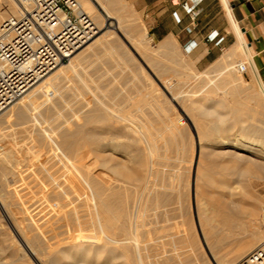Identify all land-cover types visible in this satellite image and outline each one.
Instances as JSON below:
<instances>
[{
	"label": "rangeland",
	"instance_id": "1",
	"mask_svg": "<svg viewBox=\"0 0 264 264\" xmlns=\"http://www.w3.org/2000/svg\"><path fill=\"white\" fill-rule=\"evenodd\" d=\"M92 1L94 2L97 9L106 16V26L102 30H100V33L96 34L95 37L100 36L101 34L105 33L106 30L108 31V29L110 30V32L113 31L114 32V33L112 32L113 36L116 37L115 40L117 39L118 40L117 43H119L118 44L119 46H117V48H119V50H117L118 52H116L121 57L119 60L122 61V63L124 62V60H127L126 62L121 64L122 66L125 65V66H123V67H125L124 70L127 73L129 72L131 76L134 74L135 76L133 75V77H135L136 81L138 80V83H142L145 85L147 84L148 87L152 86L150 88H152V91L157 94V96L159 97V100H161V102H162L161 108L159 110H161V111L163 110L164 112L160 111L161 116L159 118H157L158 116H154V115L152 116V118H153V120H155V122L151 123V125L148 126V130H149V134H151V138L153 139L155 137V139H153V140H155L156 142H158V144H160L159 145L160 150L167 149L171 153V155L168 154L170 159H169V157H167V158L170 161L172 168L174 167L175 173L178 174V177L176 179V185L178 187L177 192H179V195L176 194L178 199H176V195H175V197H173L174 199L168 201L170 203L173 201L171 204L170 203L168 204L167 201L165 200L167 203L166 204L165 201L163 200L164 202H162V201L160 202V205L161 204L162 205L160 208H158L157 211L153 210V209H147L148 211L146 210L144 213H142V217L144 215V217H143L144 219L141 218V220L142 219L146 220L144 222L142 221V223L144 225L143 227H145V226L146 227H145V229H143V227H140L141 229H139V231H138V238L140 240V245L143 243H144V245H146V246H144V248H146V250H144V248L141 250L143 256H145L144 257V260H145L144 263L147 264V262H148V264H157V263L158 264H235L236 262L240 261L243 258L242 257L243 254L245 256L250 251L257 248V246L262 245L260 243L264 241V171L261 168V165L264 164V158L262 157V155L253 156L251 153V151L254 150L253 148H256V147H257V149H260V148L262 150L264 149V96L261 94L260 88H258L259 86L257 84V81L254 78V74H253L252 70L249 69L248 59L243 56L241 59V62L235 60V61H233L232 65L227 66L226 68H224V67L222 68V67L216 65V66H212V67L205 69V70H200L195 66L194 60L190 56L185 55L181 49L173 48L169 51H165V50L160 49L157 45H155L154 43H152L150 41L148 31H147V34H148L147 40H149V42L146 41V43H143V44L135 42V40L132 37L131 31H136V30H139L144 25L146 26L143 12L137 8L136 0H127V1L126 0L125 1L124 0H112V1L110 0L113 4H115L117 7L121 8V9H122V7H124L123 10H121L116 16H114V18H109L103 12L100 5L95 0H92ZM126 2H128V5H126L127 4ZM124 4H125V6H124ZM118 15L124 16L122 24L118 23ZM109 37L112 38V35ZM114 37L112 39H114ZM117 54L113 57L114 59H118L119 56ZM92 58L95 59V57H92ZM101 62H102L101 60L94 61L93 62L94 64H92V62L91 63L86 62V65L88 63V64H91L93 66H90V65L86 66L88 68L91 67V70H89L90 68L89 69H87L86 67H85L86 69L83 68L82 74L84 76H87V78L90 79V77H91V79L93 78L92 80H94L97 76V72L95 71L96 70L95 68H97L96 64L99 67V64H101ZM68 63H66L65 65H67ZM240 63H247L248 68H247V71L245 73H242L238 70L237 65ZM65 65H59L58 67H56L55 70L61 68L62 66H65ZM84 66H85V64H84ZM214 70H217V71H214ZM85 71H86V73H85ZM95 72H96V74H94ZM233 73H235V74H233ZM89 75H91V76H89ZM142 75H144V76L142 77ZM222 75H223V77H222ZM231 76L232 77L234 76L233 79ZM211 79H212V81H210ZM92 80H91V82L93 84L92 83H88V84H90L91 86L93 85L92 87H95L94 86L95 81H92ZM226 80L227 81L230 80V84H226V85L222 84L224 82H227ZM63 82H65L64 83L65 85L67 84L68 88H69V86L71 87V88H69V89H71V91H69V92H72L74 88L76 89L78 84H79V81L76 80V78H72V77H71V80H70V78H66ZM209 82L211 84H208ZM215 82L219 84V88H215ZM132 83L133 82H130V83H128V85L131 86ZM196 83H198V84H196ZM226 86L228 87V89L226 88ZM57 88L58 87H56L54 89L51 88V92H49L50 94H49V96H47L48 98L47 97L43 98L42 99L43 101L41 100L38 102L39 107H36V105H35V107L39 108V110H40L41 108L44 107V105H46L48 103L46 101L47 100L49 101L50 97H51V100H53V96H56V95L61 96L64 89H63V87H59L60 90H58ZM225 88L228 90L227 92H226ZM223 91L226 94H224ZM187 93L189 96H187ZM70 95H72V94H68L67 95L68 97L66 96V98H64V100L60 103V109L63 106V110L61 109V113H62L61 115H58L60 112L59 111L58 114L55 115L57 117L53 116L52 118L51 117L46 118L45 116H40V117L38 116L37 119H40L41 122H43L42 120H44V126L46 127V125H47L46 128L49 129L48 131H50V129L55 130L57 128V124L59 126V123L60 124H66L67 120L69 122H71L72 119H75L76 116L78 119L79 112L77 110H79L80 100L72 95V97H75L76 101L78 100V102H76L75 100H73L70 97ZM188 97H190V98H188ZM184 101H186V102H184ZM77 103H78V106H77ZM40 105H42V106H40ZM65 105H69V106L65 108L64 107ZM74 106L75 107L77 106L76 109L77 108L78 109L76 110L75 108H72ZM69 107L71 108L72 111L69 109ZM64 108L67 109L68 111L65 110ZM64 111H67L66 116L64 115L65 114ZM71 112H73V113H71ZM76 112H77V115L75 116ZM209 112H211V113H209ZM67 113L70 116L72 115V117L73 116L74 117L73 118L70 117ZM162 114L164 115V118L162 117L163 116ZM67 116H69L71 119L70 118H69L70 120L67 119L68 118ZM60 117H62V118H60ZM171 117H173V118H171ZM174 118H175V120H174ZM30 119H32V120H30ZM57 119H58V121H55ZM60 119H62L63 121L65 120V121L63 122ZM170 119L172 121L173 120L174 121L170 123L169 122ZM45 121H47V122H45ZM68 121H67V123H69ZM35 122H36V117H32V118L30 117V118L24 119V120L22 119V121H21V119H20V121L19 120L17 121L16 119L12 120L13 124L9 123L10 125L8 124V128H7L8 132H9V136L11 139L7 138L6 142H3L4 144L3 143H1V144L5 148H7V146L10 145L8 147L12 148L15 151H17V150L20 151V149H21L20 154H19V152H17L16 156L20 158V157L28 155V157H26L27 161H31V159H32V160H35L36 163H40V162H42L41 160H43V161L47 160V162H44L45 164L43 163L44 167H46L45 171H44V169L41 170L42 173H44V174H42L41 171L36 170V171H38V175L42 174L41 176H38V178H37L36 171L33 170L34 167L30 166V164H28L27 162H22L21 166H19V168H21V170L23 168L24 173H22V175L20 177L21 179L17 178L18 179L17 183L15 182L16 179H13L10 175L7 178V180L11 184H13V186H12L8 182L9 184L7 187V189L11 190L9 187V185H11V187H12L11 191L13 192L9 195L10 197L12 196L13 201L12 202L9 201L10 203L9 202L8 203L10 206L7 207L8 211L9 212L11 211L10 213H11L12 217H13L12 213L14 214V218L11 217V219L14 221L15 216L18 215L20 219L18 218V216L16 217V219H18L20 221V226L22 227L24 225L22 228H25L27 226V224L30 222L29 219L31 220V218H32V220H36V218L40 217L41 219L38 218V220H36L35 222H37L38 226H40V227L42 226L41 229H43L44 231L48 230V231H46L48 233L43 234V238H44L43 241L44 242H43L42 246L39 247L40 249L38 248V250L41 253L39 252L40 253L39 255H38V253L36 254L37 258H39L40 256L42 257V255H43L44 260L42 258H41L42 260L39 259V260H41V263H44V264L49 263L48 262L49 257L51 256L52 252L54 253V251H55V253L52 254V256H56V260H58L57 264H140L135 259L136 258V252L132 251V249H134V247H131L129 245V247H131L132 249L129 247L127 248L128 250H127L126 254L128 252H130L132 255V256L130 255V257H129L128 255L130 253L128 255H126V254L123 255L121 253L123 251H124L123 253H125V248L120 247V249H119V248H117V246H118L117 244L106 242V240L103 237V234L99 231V229L96 226V222L94 221L93 213L90 211L91 209L86 206L87 205L86 202L84 204V201L86 199L85 200L84 199H81V200L76 199V200L71 201L70 199L63 198L62 201H60V200L57 201V203L60 202L59 204L63 205V207L58 208V209H56L55 207H52L50 205H47V207L45 206V204H48L49 202H51V203L53 201L56 202L55 199H49V198H52L50 194L48 195V194H46L47 192H45V193L43 191L41 192V190H44L45 188L48 189V187H45L46 186L45 183L48 184L51 181V179H49V178H50L51 174H54V172H52L53 169L55 171V168H56L57 172H59L58 170L60 169L59 174L61 176L63 173H65L66 170L63 168L62 164L56 165L57 167H55V165H54V167H53L51 164V161H48L49 158H47L46 156L49 154V152L50 153L52 152L51 147L48 146L47 141H45V140L43 141V138L41 139V137L38 136V134L36 133V129L34 126V125H36ZM48 123H51V124H48ZM163 123H164V125H163ZM166 123L168 125L165 127ZM178 123H179V125H178ZM99 124L94 123L93 125H91V127H98ZM175 125L177 126L176 128H175ZM31 126H32V128H30ZM155 126L157 128L160 126L159 127L160 130L157 131ZM11 127H13V128H11ZM9 129H11V130H9ZM165 129H168L170 131V134H173V135H170L169 133H167L168 130H165ZM155 130L158 133L155 132ZM152 134H154V136ZM37 136H38V138L39 137L40 138L38 139ZM171 136L173 137V139H171L172 138ZM174 136H175V138H174ZM219 136H221V137H219ZM93 139H91V141H93ZM167 139H170V140H167ZM222 139H225L229 143L221 144L220 142ZM248 139H250V140H248ZM40 140H41V142H40ZM35 141H37V142H35ZM44 142H46V143H44ZM233 142L235 143V145H230V143H233ZM261 142H263V143H261ZM38 143H40V144L38 145ZM43 143H44V145H47V146L43 147L44 146ZM237 143L238 144L244 143L243 144L244 146H240V147L236 146ZM33 144L36 146L37 149L38 148L41 149L43 151V153L46 154V155H44L45 157H42L41 160L36 159L34 157V155H32L33 153H31V151H32L31 149H32ZM245 145H247L248 148L245 147ZM229 146H232L233 150L231 152L226 151ZM44 148H46L47 151L43 150ZM171 149L176 150V151L173 152ZM25 152H27V153H25ZM55 152L56 151H54L53 153H55ZM90 153L92 156L100 155V156H104V157L107 154L106 152L105 153H102L101 151L98 152L95 148L93 149V152L90 151ZM186 153L188 154V157H186L187 156ZM22 154H23V156H22ZM184 155H186V156H184ZM31 156L33 158L30 159L29 157H31ZM104 157H101V159ZM118 159H117V161H119V163H122L124 160V157L120 156V158H118ZM211 160H213L214 162ZM215 160L218 162L216 163ZM97 162H98V164L96 163V166L92 165V167H91V168H93V166H95V168H97L96 170L93 168L94 169L93 172L99 173V174L103 173V171L105 173L108 172L109 173V174L107 173L108 178L111 177L109 179L111 186L120 185L121 183L123 184L124 183L123 180H127L123 177V175L117 176V175L112 173V170L110 168L107 169L108 167L106 168L104 165H101L103 163V161H102V163L100 160H98ZM191 162H193V163H191ZM218 163L221 166H223V168H221V166L218 165ZM50 164H51L50 167L51 168L53 167V169H51V171H49L50 168L48 167V165H50ZM60 165L62 167H60ZM213 166H215V167L218 166V167L215 168ZM227 166H228V168H227ZM27 167H28V170H26ZM47 167H48V169H47ZM58 167H60V168L58 169ZM219 168H221V169H219ZM225 168L226 169L230 168V169H229V171H227ZM103 169H105V170H103ZM106 169L109 171L106 172ZM240 169H245V171L240 170ZM31 170H33L34 172L33 171L31 172ZM110 170H111V172H110ZM27 172H28L29 176H30V173H31V176H33V177L36 176V177H34L35 179L26 175ZM238 172L241 174H239ZM34 173H36V175ZM23 174H25V176ZM43 175H44V177H43ZM47 175L49 178L47 177ZM54 175L56 176V175H58V173H56ZM63 176H64V174H63ZM114 176L116 178H119V179L117 181H115V179H113ZM120 176L122 177V179ZM41 177H42V179H40ZM182 177H183V179H182ZM47 178H48V180H47ZM23 179L25 181L28 180V182H25ZM30 179H34L36 182H37L36 179L40 180L38 182H41L44 179L43 180L44 184H42L43 183V181H42L40 184L37 182L38 183V185H37V183L35 184L34 182H32L33 180L31 181ZM185 180H186V182H185ZM18 181L20 184L18 183ZM29 181H30V184L33 185V187L29 184ZM112 181H115L114 184ZM206 181L208 183H206ZM76 182H78V179L76 180ZM118 182L120 184H117ZM177 182H178V184H177ZM21 183H24V184H21ZM185 183H187V184L185 185ZM65 184L66 183H64V185ZM14 185H15V187H14ZM20 185H21V187H20ZM23 185H25V187L27 186L26 190H25V187ZM67 185H68V183H67ZM224 185L225 186L227 185V186L225 187ZM40 186H42V187H40ZM84 186L85 185H83L82 187H84ZM186 186H188V187H186ZM234 186H235V188H234ZM236 186H238L237 189H236ZM18 187H20V191L18 190L19 189ZM43 187H45V188H43ZM15 188H18V189H15ZM28 189H30V191ZM31 189H33V191H31ZM16 190H18L17 191L18 193L16 192ZM37 191L40 193H38ZM181 191L184 193H182ZM14 192H15V195H14ZM31 192H32V194L30 195ZM188 192H189V194H188ZM16 193H17V195H16ZM33 193H34V195H33ZM40 194L43 195L44 201H42V196ZM128 194L129 195L131 194L130 191L128 192ZM38 195L41 196V199H39V200H41L42 202L38 200V198H40ZM36 198H37V200H36ZM46 198L48 200L45 202ZM182 199L184 201L186 200L185 201L186 203L183 202ZM128 200H127V202H128L127 205L131 204V201L129 200L130 201L129 202ZM15 202H16V204H14ZM71 202H73V203H71ZM78 202H80V204ZM237 203L239 204V206H241V208H243L245 210H243L244 212H242V213L240 212L241 215L239 217H237L235 219L232 218L231 221L234 220V221H232L233 224L229 223L232 226L227 227L226 224L224 223V220H226V217H223V215H220L221 214L220 212L222 211L221 209H224V208L227 209L229 207L230 208L231 207L232 208H238L239 206H237ZM72 204H74V205H72ZM30 205H32V206H30ZM82 205H84L83 206L84 208L82 207ZM20 206H22V208H19ZM26 206H28V207H26ZM49 206L52 208H50ZM78 206L80 207V209ZM244 206H245V208H244ZM35 207H36V211H34ZM49 208L51 210H49ZM174 208H176V209H174ZM30 209L32 210V212L30 211ZM52 209L53 210L55 209L54 210L55 212H52L53 211ZM59 209H60V211L58 212ZM74 209H76V210H74ZM199 209L201 211L206 212V215H204V217H202V218L205 220L207 219L208 223L216 226L213 229L214 234L212 235L214 237V241L216 243V246L214 243V245L212 244V246H213L212 248L210 245L207 244V242H205L206 239H205L203 231L201 230L202 228L200 226V215L198 213V212H200ZM42 210H45V211H42ZM72 210H74V211H72ZM168 210L169 211L173 210V211L168 212ZM153 211L154 212L156 211V212L154 213ZM9 212H8V214L10 215ZM70 212H72V213H70ZM158 212H160V213H158ZM164 212H167V213L164 214ZM27 213H28V215H26ZM38 213H41V214L38 215ZM46 213H49V214H46ZM54 213H56V214H54ZM149 213L150 214L152 213V215L150 216ZM52 214L55 216L56 219L54 218V216L52 217ZM160 214L162 216H164V217H161L163 220L160 218ZM36 215H38V217ZM68 215H69V217H68ZM169 215H171L172 217H170ZM42 216H44V217H42ZM87 216L89 217L90 222L88 221ZM27 217H29V218H27ZM85 217L87 220L85 219ZM184 217H186V218H184ZM22 218L23 219L26 218L25 219L26 221L24 220V222H21V221H23ZM42 218H44L43 220L45 222L42 221V224H41L40 221L42 220ZM48 218L50 221L48 220ZM149 218L151 220H149ZM157 218H159V219H157ZM167 218H168V220H166ZM218 218H219V220H218ZM154 219H156V221H157V224L155 223L157 228L156 227L154 228V223L152 222V221L156 222ZM51 220H52V222H51ZM58 220H59L60 224L58 223ZM185 220H187V221H185ZM150 221H151V224L153 223L152 225H150ZM165 221H168L169 225L171 223H173V224H171L173 226V228L171 225L170 226L167 225V223ZM191 221H193V222H191ZM92 222H93V224H92ZM159 222H160V224H159ZM180 222L183 223L182 226L179 225ZM235 222L237 223V225H234V224H236ZM52 223H53V226L51 227ZM55 223L58 225H56ZM84 223H86L87 225H90L89 226L90 229L88 228L87 225H86L87 226L86 227L84 225ZM165 223H166V225H165ZM192 223L195 226V229H197L196 231L193 228V226L191 225ZM214 223H216V224H214ZM44 225H45V228H44ZM62 225L64 226V230H62L63 229ZM189 225H191V227ZM57 226H58V228H57ZM148 226H150V227H148ZM158 226H160V227L163 226L164 228L162 229L159 227L161 229L160 230L158 228ZM40 227H39V229H40ZM46 227H48L49 229ZM168 227L172 228V229H169ZM66 228H68V229H66ZM91 228H92V230H91ZM187 228H193L194 230L190 229V231H189V229H187ZM52 229H53V232H52ZM144 230H146L147 232L145 231L143 233ZM149 230H151V231H149ZM219 230H220V232H219ZM260 230L261 231L263 230V231L261 232ZM49 231H51V232H49ZM193 231H195V232H193ZM56 232H58V233H56ZM76 232H78V233H76ZM83 232H85V233H83ZM188 232H190V233L188 234ZM255 232L260 233L259 238H257L255 240V245L253 247H251V249L248 248L247 251H244V253L242 252L240 254V256L242 255L241 258H239V256H238V257H232L229 259L228 256L233 255L235 253V251H237L238 248L236 247V245L239 246L241 243H243L245 240H247L248 237L252 233H255ZM145 233L146 234L148 233L147 235H149V236L145 235ZM180 233H182L183 235ZM53 234H54V236H52ZM46 235H48L49 237ZM171 236H172V238H171ZM173 237H174V239H173ZM198 237L200 240L197 239L194 241V239L198 238ZM54 238H56V239L54 240ZM145 238H148V239H145ZM219 238H221V239H219ZM51 239H53V240H51ZM159 239H161V240L159 241ZM17 240L18 239L16 238V233L14 232V230L12 229L10 224L8 223L6 217H4V210L2 208H0V257H1L0 258V264H38L33 259H30V261H29L28 260L29 258L28 259L23 258L26 256H23L22 253L19 252V250H20L19 244L15 245ZM59 240L61 242H59ZM72 240L76 241V242L73 243ZM173 240H175V242ZM13 241H15V244ZM53 241L54 242L56 241V243H57L56 246L58 248L53 244L54 243ZM182 241H183V243H182ZM50 242H51V244H49ZM67 242H68V244H67ZM70 242L72 244H70ZM177 242H179L180 245H179V243L177 245ZM189 242H191V244H189ZM17 243H18V241H17ZM154 243H155V245H154L155 247L153 246ZM258 243H259V245H258ZM46 244H48V245H46ZM187 244H189V245L187 246ZM181 245H182V247H181ZM62 246L65 249L64 253L62 252L63 251ZM150 246H151V248H150ZM166 246H168V249ZM18 247H19V249H18ZM54 247H55V249H54ZM164 247L166 248V250ZM159 248H160V250H159ZM59 249H60V251H59ZM150 249H151V251H150ZM155 249H157V250H155ZM167 250L170 254L167 252ZM198 250H201V251H198ZM181 251H183L182 252L183 254H181ZM189 252L191 253V257L188 256V255H190ZM195 252H197V253H195ZM193 253H195V254H193ZM77 254H79V255H77ZM156 254L159 257H157ZM220 254L225 255V257L229 260L226 259V262L224 263L221 259ZM62 255H64V256H62ZM20 256H22V259L19 258ZM57 257H59V258H57ZM133 257H134V259H133ZM189 257H190V261H187V260H189ZM150 258L154 261H152ZM237 258H238V260H237ZM59 259H60V261H59ZM165 259L168 262H166ZM182 259H184V262H182L183 261ZM203 259H205V260H203ZM153 262H155V263H153Z\"/></svg>",
	"mask_w": 264,
	"mask_h": 264
},
{
	"label": "bare ground",
	"instance_id": "2",
	"mask_svg": "<svg viewBox=\"0 0 264 264\" xmlns=\"http://www.w3.org/2000/svg\"><path fill=\"white\" fill-rule=\"evenodd\" d=\"M81 6V8L94 20L95 22V26L97 28V34L100 33V30H102L105 26H106V16L100 12L97 7L95 6L94 2L92 0H77ZM101 7V9L103 10V12L109 17V18H114V16H116L121 10H123L124 7L119 8L117 7L115 4H113L110 0H95ZM125 1V0H124ZM127 1V0H126ZM128 5V2H126ZM125 6V4H124ZM125 12V11H124ZM17 14V0H0V24L3 22L4 19L6 18H10L13 17ZM136 16V15H135ZM123 19L124 16L122 15H118V23L122 24L123 23ZM137 29V28H136ZM113 32V31H112ZM110 32V30L108 29V31L106 30L105 33L101 34L100 36L97 37H93V39H91L88 43H86L83 47H81L75 54H73V56L71 57L69 63L65 66H62L61 68L56 69V67L50 71L46 76H44L41 80H39L35 85H33L31 87V89H29L27 91L26 94H24V96L19 99L18 102H16L15 104H13L11 107H9L4 113H2L0 115V208H2L4 210V217H6L8 223L10 224V226L12 227V229L14 230V232L16 233V238L18 239V243L15 241L14 244L17 245L19 244L20 250L19 252L22 253L23 258H26L30 261V259H33L34 261H36L38 264H44L41 263V260L43 258L40 256L39 258H37L36 254L38 253V255L41 253L38 248L42 246L43 244V234H46L48 232V230L44 231L43 229H41L40 226H38L37 222H35L36 220H38V215H40L41 213H38V215H36L38 218H36V220H31L29 219V223L27 224V226L25 228H22L20 226V221L18 219H15L14 221L11 219V211L9 212L7 207H9V201H13L12 196L10 197L9 195L11 193H13L12 187L13 184H11L7 178L10 175L13 179H16L15 182L17 183V180L21 177L23 172V168L21 170V168H19V166H21L22 162H27L28 164H30V166L34 167V171L36 170H43L45 171L44 167V162L41 160L42 157H45L43 153V151L41 149H37L36 146L33 144L32 145V151L31 153H33L32 155H34V157L38 160H41L42 162L40 163H36L35 160H32L31 158H33L32 156L29 157L31 159V161H27L26 157L27 156H22L23 157H17L16 153L20 151H15L12 148H9L8 145L7 148L3 147L1 143L6 142L7 138H10L9 136V132H8V124H13L12 120L16 119L17 121L21 119H28V118H32V117H36V125L35 129H36V133L38 134V136L41 137V139L43 138V141H47L48 146L51 147V153L49 152V154L46 156L47 158H49L48 161H51L52 166L57 167L56 165L58 164H62L63 168L66 170L63 176L59 174L60 172V167H62L60 165V167H58V171H55L53 169V167L51 168V164L48 165V167L50 168L49 171H51V169H53L52 172H54V174L58 173V175H54L51 174L50 178L51 181L47 184L45 187H48V189L45 188L44 190H41V192L43 191L44 193L47 192L46 194H50L52 198L49 199H55L56 202H49L48 204H45V206L47 207V205H50L52 207H55L56 209L63 207L62 204L57 203L58 200L62 201L63 198L65 199H70L71 201L73 200H81V199H86L84 201V204L86 202V206L88 208H90L91 212L93 213V217H94V221L96 222V226L99 229V231L103 234L104 239L106 240V242L108 243H113V244H117V248L120 249V247L125 248V253L121 252L123 255L126 254L127 252V248L129 247V245L131 247H134V249H132L133 252H136V260L140 263V264H145L144 263V257L141 250L144 248V243L140 245V240L138 238V231L139 229H141L140 227H143V223L142 221H146L143 220L144 215L142 217V213H144L147 209H153V210H158V208L161 207L160 202H164L165 200L167 201V203L169 204L170 202H168L169 200L174 199L173 197H175V195H179L178 191V187L176 185V179L178 177V174L175 173L174 167L172 168V165L170 164V161L168 160L167 157H169L168 154L171 155V153L165 149V150H160V144H158V142H156L155 137L152 139L151 138V134H149V130H148V126L151 125V123H154L155 120H153L152 116H158L157 118H159L161 116V110H159L161 108V100H159V97L157 96V94L155 92L152 91V86H149L146 84H142V83H138V80L136 81L135 77H133V75L131 76L130 73L126 72L124 70L125 65H121L124 62H126L127 60H124V62L122 63V61H120L119 59L121 58L116 52H118L117 50H119V48H117V46H119L117 43L118 40L113 36V33ZM132 37L135 40V42L137 43H146L149 42V40H147V28L144 25L143 27H141L139 30L136 31H131ZM112 35V38L114 37V39L110 38L109 36ZM109 37V38H108ZM175 38V37H174ZM121 43V42H120ZM145 45V44H144ZM239 47V45H238ZM118 55V59H114L113 57L115 55ZM120 54V53H119ZM92 57H95V59H93ZM101 57V58H100ZM92 59V60H91ZM96 60H101V64H99V67L96 64L95 68L96 72H97V76L94 80L87 78V76H84L82 74V70L84 69H89L91 70V67H86V66H93L91 64L86 65V62H89L92 64H94L93 62ZM226 61V60H225ZM224 61V62H225ZM99 62V61H98ZM85 64V66H84ZM226 64V63H225ZM230 65V64H229ZM226 64V67L229 66ZM95 66V65H94ZM102 66V67H101ZM58 67V66H57ZM86 67V68H85ZM252 72L254 74V78L257 81L258 84V88H260L261 94L264 96V82L261 80L258 71L256 70V68L253 66L252 67ZM127 69V68H126ZM229 69V68H228ZM93 71V70H92ZM133 71V70H132ZM135 71V70H134ZM140 71V70H139ZM84 72V71H83ZM96 72L94 74H96ZM131 72V71H130ZM86 73V71H85ZM141 73V72H140ZM193 74V73H192ZM235 74V73H233ZM76 78V80L79 81V84L77 86V88L73 89L72 92L71 88L69 86V88L67 87V84L65 85L63 82L66 78ZM91 76V75H89ZM135 76V75H134ZM144 75H142L143 77ZM195 77V76H194ZM198 77V76H197ZM223 77V75H222ZM232 77V76H231ZM234 77V76H233ZM232 77V79H233ZM191 78V77H190ZM196 78V77H195ZM229 78V77H228ZM237 78V77H236ZM182 79V78H181ZM188 79V78H187ZM231 79V78H230ZM68 80V79H67ZM66 80V81H67ZM75 80V79H74ZM73 80V81H74ZM89 80V81H88ZM92 81H95V87H92L90 84L88 83H92ZM165 80V79H164ZM189 80V79H188ZM198 80V79H197ZM184 81V80H183ZM212 81V79L210 80ZM227 81V80H226ZM234 81V80H233ZM75 82V81H74ZM73 82V83H74ZM133 82L131 84V86L128 85V83ZM140 82V81H139ZM167 82V81H166ZM67 83V82H66ZM194 83V82H193ZM213 83V82H212ZM234 83V82H233ZM239 83V82H238ZM93 84V83H92ZM170 84V83H169ZM187 84V83H186ZM189 84V83H188ZM198 84V83H196ZM195 84V85H196ZM201 84V83H200ZM208 84H211L210 82ZM224 85L226 84H230V80H228L227 82L222 83ZM232 84V83H231ZM69 85V84H68ZM74 85V84H73ZM194 85V84H193ZM192 85V86H193ZM237 85V84H236ZM235 85V86H236ZM243 85V84H242ZM202 86V85H201ZM240 86V85H239ZM252 86V85H251ZM59 89V87H63V93L62 95H56L53 96V100H51V97L49 99V101L47 100L46 102H48L46 105H44L43 108H41L39 110V101H41L43 98L49 96V92H51V88H56ZM124 87V88H123ZM199 87V86H198ZM244 87V86H243ZM253 87V86H252ZM197 88V87H196ZM206 88V87H205ZM208 88V87H207ZM215 88H219V84L215 82ZM226 88L228 89V87L226 86ZM225 88L226 92L228 91ZM245 88V87H244ZM62 89V88H61ZM197 90V89H196ZM193 92V91H192ZM224 92V91H223ZM60 93V92H59ZM201 93V92H200ZM56 94V93H55ZM54 94V95H55ZM68 94H72L73 96H75L77 99L80 100L79 103V110L76 109V107H72L75 108L79 114H78V119H77V112L75 114V119H72L71 122H69L67 119H69L70 117H72V115L70 116L68 113L66 120L69 122L66 124H60L59 126L57 124V128L54 129H50V131H48L49 129L46 128L44 126V120H42L43 122L40 121V119H37L38 116H45L46 118L48 117H53L56 114L61 115V109L63 110V106L60 109V103L64 100V98H66V96ZM224 94H226L224 92ZM72 95H70V97L76 101L75 97H72ZM195 95V94H194ZM187 96L188 93H187ZM232 96V95H231ZM68 97V96H67ZM48 98V97H47ZM190 98V97H188ZM186 100V99H185ZM262 100V99H261ZM43 101V100H42ZM45 101V100H44ZM66 102V101H65ZM64 102V103H65ZM78 102V100L76 101ZM186 102V101H184ZM42 103V102H41ZM71 103V102H70ZM73 103V102H72ZM67 104V103H66ZM75 104V103H74ZM73 104V105H74ZM36 105V107H35ZM38 105V106H37ZM62 105V104H61ZM72 105V106H73ZM81 105V106H80ZM42 106V105H40ZM69 105H65L64 107H68ZM64 108V109H65ZM69 109L71 110V108L69 107ZM67 110V109H65ZM214 110V109H213ZM68 111V110H67ZM65 112V116H66V112ZM72 111V110H71ZM74 111V110H73ZM161 111V112H160ZM63 112V111H62ZM164 112V111H163ZM230 112V111H229ZM73 113V112H71ZM211 113V112H209ZM163 115V114H162ZM44 117V118H45ZM57 117V116H55ZM74 117V116H73ZM72 117V118H73ZM164 118V115L162 116ZM43 118V117H42ZM62 118V117H60ZM65 118V117H64ZM173 118V117H171ZM71 119V118H70ZM69 119V120H70ZM202 119V118H201ZM32 120V119H30ZM35 120V119H34ZM62 120V119H60ZM162 120V119H161ZM167 120V119H166ZM175 120V118H174ZM173 120V121H174ZM220 120V119H219ZM52 121V120H51ZM55 121H58L55 120ZM63 121V120H62ZM65 121V120H64ZM63 121V122H64ZM171 119L169 120V122H173ZM47 122V121H45ZM62 122V123H63ZM197 122V121H196ZM213 122V121H212ZM218 122V121H217ZM96 123H100L98 127H91V125ZM219 123V122H218ZM9 124V125H10ZM51 124V123H48ZM176 124V123H175ZM164 125V123H163ZM168 124L166 123L165 127ZM174 125V124H173ZM179 125V123H178ZM199 125V124H198ZM214 125V124H213ZM212 125V126H213ZM181 126V125H180ZM179 126V127H180ZM10 127V126H9ZM49 127V126H48ZM160 127V126H159ZM159 127L157 128L155 126V128L158 130ZM169 127V126H168ZM177 126L175 125V128ZM13 128V127H11ZM32 128V126L30 127ZM182 128V127H181ZM208 128V127H207ZM221 128V127H220ZM230 128V127H229ZM180 129V128H179ZM178 129V130H179ZM11 130V129H9ZM30 130V129H29ZM168 130V129H165ZM175 130V129H174ZM155 130V132H157ZM173 131V130H172ZM254 131V130H253ZM30 132V131H29ZM32 132V131H31ZM34 132V131H33ZM257 132V131H256ZM158 133V132H157ZM163 133V132H162ZM170 134V131L168 130V132ZM176 133V132H175ZM243 133V132H242ZM154 136V134H152ZM173 135V134H170ZM169 135V136H170ZM175 135V134H174ZM219 135V134H218ZM9 136V137H8ZM32 136V135H31ZM35 136V135H34ZM33 136V137H34ZM37 136V138H38ZM244 136V135H243ZM39 137V138H40ZM172 137V136H171ZM178 137V136H177ZM221 137V136H219ZM223 137V136H222ZM38 138V139H39ZM94 138V139H93ZM175 138V136H174ZM261 138V137H260ZM11 139V138H10ZM35 139V138H34ZM91 139H93V141H91ZM173 139V137L171 138ZM178 139V138H177ZM252 139V138H251ZM13 140V139H12ZM170 140V139H167ZM250 140V139H248ZM256 140V139H255ZM10 141V140H9ZM91 141V142H90ZM175 141V140H174ZM235 141V140H234ZM243 141V140H242ZM37 142V141H35ZM41 142V140H40ZM164 142V141H163ZM173 142V141H172ZM207 142V141H206ZM232 142V141H231ZM236 142V141H235ZM46 143V142H44ZM43 143V145H44ZM179 143V142H178ZM182 143V142H181ZM221 144H225V143H229L228 141H226L225 139H222ZM263 143V142H261ZM4 144V143H3ZM8 144V143H7ZM6 144V145H7ZM19 144V143H18ZM37 144V143H36ZM40 143H38L39 145ZM174 144V143H173ZM188 144V143H187ZM190 144V143H189ZM244 144V143H243ZM243 144H236V146H244ZM249 144V143H248ZM247 144V145H248ZM5 145V146H6ZM166 145V144H165ZM230 145H235V143H230ZM247 145H245V147H247ZM250 145V144H249ZM16 146V145H15ZM47 145H44L43 147H45ZM222 146V145H221ZM39 147V146H38ZM15 148V147H14ZM20 148V147H19ZM31 148V147H30ZM42 148V147H41ZM96 149L98 152L101 151L102 153H107L106 156H92L90 151L93 152V149ZM167 148V147H166ZM243 148V147H242ZM241 148V149H242ZM248 148V147H247ZM251 148V147H250ZM177 149V148H176ZM254 150L251 151L253 156L256 155H262V157L264 158V149L262 150L253 148ZM30 150V149H29ZM43 150H46V148H44ZM170 150V149H169ZM173 152L176 150L171 149ZM232 146H229L228 149L226 150L227 152H231ZM246 150V149H245ZM25 151V150H24ZM47 151V150H46ZM54 151H56L55 153H53ZM181 151V150H180ZM244 151V150H243ZM235 152V151H234ZM241 152V151H240ZM27 153V152H25ZM46 153V152H45ZM182 153V152H181ZM30 154V153H29ZM187 154V153H186ZM230 154V153H229ZM25 155V154H24ZM180 155V154H179ZM192 155V154H191ZM223 155V154H222ZM225 155V154H224ZM233 155V154H232ZM19 156V155H18ZM21 156V155H20ZM30 156V155H29ZM100 156V157H99ZM120 156L124 157V160L122 163H119V161H117L118 158H120ZM186 156V155H184ZM220 156V155H219ZM237 156V155H236ZM246 156V155H245ZM251 156V155H250ZM101 157H104L101 159ZM188 157V154L187 156ZM223 157V156H222ZM233 157V156H232ZM46 158V159H47ZM230 158V157H229ZM237 158V157H236ZM170 159V157H169ZM173 159V158H172ZM189 159V158H188ZM187 159V160H188ZM191 159V158H190ZM211 159V158H210ZM213 159V158H212ZM98 160L103 161V163L101 165H104L107 169H111L112 173L115 175H123V177L127 180H123L124 183L120 184L119 182L117 184L120 185H115V186H111L110 184V178H108L107 175V170L105 173L103 171V173H94V169L96 170L97 168H95L96 163L98 164ZM119 160V159H118ZM193 160V159H192ZM191 160V161H192ZM217 160V159H216ZM215 162L217 163L218 161ZM240 160V159H239ZM35 161V162H34ZM173 161V160H172ZM185 161V160H184ZM213 161V160H211ZM229 161V160H228ZM231 161V160H230ZM38 162V161H37ZM214 162V161H213ZM44 163V164H43ZM50 163V162H49ZM100 163V162H99ZM193 163V162H191ZM185 164V163H184ZM92 165H95L92 167ZM100 165V166H101ZM218 165H220L218 163ZM224 165V164H223ZM226 165V164H225ZM229 165V164H228ZM28 166V165H27ZM98 166V165H97ZM103 166V167H104ZM201 166V165H200ZM221 166V165H220ZM238 166V165H237ZM47 167V169H48ZM183 167V166H182ZM181 167V168H182ZM211 167V166H210ZM215 167V166H213ZM218 167V166H216ZM215 167V168H216ZM188 168V167H187ZM191 168V167H190ZM199 168V167H198ZM221 168H223V166H221ZM219 168V169H221ZM228 168V166H227ZM262 170L264 171V164L261 165ZM26 169V168H25ZM93 169V170H92ZM202 169V168H201ZM200 169V170H201ZM226 169V168H225ZM230 169V168H229ZM229 169H226L227 171H229ZM235 169V168H234ZM28 170V167L27 169ZM31 170V172L33 171ZM63 170V169H62ZM61 170V171H62ZM105 170V169H103ZM110 170V172H111ZM217 170V169H216ZM223 170V169H222ZM240 170H244L245 169H240ZM33 171V172H34ZM99 171V170H98ZM97 171V172H98ZM215 171V170H214ZM218 171V170H217ZM216 171V172H217ZM235 171V170H234ZM26 172V171H25ZM51 172V173H52ZM199 172V171H198ZM201 172V171H200ZM240 172V171H239ZM238 172V173H239ZM37 173V178L38 176H41L42 171L40 175H38V171H36ZM36 173H34L36 175ZM40 173V172H39ZM50 173V172H49ZM33 174V175H34ZM48 174V173H47ZM109 174V173H108ZM200 174V173H199ZM209 174V173H208ZM241 174V173H239ZM25 176V174H23ZM28 175V172L27 174ZM111 175V174H110ZM204 175V174H203ZM23 176V177H24ZM29 176V175H28ZM186 176V175H185ZM27 177V176H26ZM25 177V178H26ZM31 178H34L36 176H30ZM44 177V175H43ZM121 177V176H120ZM18 178V179H17ZM47 178V180H48ZM209 178V177H208ZM260 178V177H259ZM21 179V178H20ZM27 179V178H26ZM35 179V178H34ZM34 179H30L32 182H34L35 184L40 181L39 179H36L37 182ZM42 179V177L40 178ZM78 179V182H76V180ZM113 179H115V181H117L119 178H116L115 176L113 177ZM122 179V177H121ZM183 179V177H182ZM186 179V178H185ZM214 179V178H213ZM24 180V179H23ZM44 180V179H43ZM42 180V181H43ZM112 180V179H111ZM208 180V179H207ZM216 180V179H215ZM25 181V180H24ZM41 181V182H42ZM115 181H112L113 184ZM209 181V180H208ZM11 185H9L10 189H7L8 184L9 183ZM25 182H28L25 181ZM24 182V183H25ZM41 182H38L39 184ZM122 182V181H121ZM186 182V180H185ZM214 182V181H213ZM19 183V181H18ZM21 183V184H24ZM33 183V184H34ZM37 183V185H38ZM64 183H66L64 185ZM68 183V185H67ZM206 183H208L206 181ZM212 183V182H211ZM219 183V182H218ZM225 183V182H224ZM236 183V182H235ZM234 183V184H235ZM20 184V183H19ZM30 184V181H29ZM44 184V181L43 183ZM41 184V185H42ZM178 184V182H177ZM187 183H185L186 185ZM215 184V183H214ZM213 184V185H214ZM217 184V183H216ZM237 184V183H236ZM26 185V184H25ZM25 185H23L25 187ZM31 185V184H30ZM29 185V186H30ZM36 185V186H37ZM48 185V186H47ZM83 185H85L84 187H82ZM18 186V185H17ZM33 187V185H31ZM35 186V185H34ZM225 186V185H224ZM227 186V185H226ZM225 186V187H226ZM15 187V185H14ZM21 187V185H20ZM20 187L15 188L18 189L20 191ZM27 187V186H26ZM25 187V190H26ZM39 187V186H38ZM37 187V188H38ZM42 187V186H40ZM188 187V186H186ZM233 187V186H232ZM23 188V187H22ZM35 188V187H34ZM229 188V187H228ZM235 188V186H234ZM238 188V186H236V189ZM24 189V188H23ZM22 189V190H23ZM180 189V188H179ZM182 189V188H181ZM16 190V192L18 191ZM21 190V191H22ZM30 191V189H28ZM27 190V191H28ZM35 190V189H34ZM37 190V189H36ZM46 190V191H45ZM241 190V189H240ZM245 190V189H244ZM31 191H33V189H31ZM130 191V195L128 194V192ZM184 191V190H183ZM257 191V190H256ZM26 192V191H25ZM36 192V191H35ZM34 192V193H35ZM38 192V191H37ZM182 192V191H181ZM180 192V193H181ZM245 192V191H244ZM18 193V192H17ZM16 193V195H17ZM23 193V192H22ZM33 193V195H34ZM40 193V192H38ZM184 193V192H182ZM181 193V194H182ZM32 194V192L30 193V195ZM36 194V193H35ZM189 194V192H188ZM15 195V192H14ZM13 195V196H14ZM29 195V196H30ZM42 196V201L43 200V195L40 194ZM45 195V194H44ZM176 195V199L177 198ZM185 195V194H184ZM183 195V196H184ZM222 195V194H221ZM226 195V194H225ZM39 196V195H38ZM41 196H39L41 199ZM181 196V195H180ZM187 196V195H186ZM234 196V195H233ZM249 196V195H248ZM16 197V196H15ZM22 197V196H21ZM20 197V198H21ZM26 197V196H25ZM188 197V196H187ZM186 197V198H187ZM225 197V196H224ZM230 197V196H229ZM228 197V198H229ZM14 198V197H13ZM19 198V199H20ZM29 198V197H28ZM36 198V200H37ZM15 199V198H14ZM30 199V198H29ZM131 201V204L127 205V200ZM181 199V198H180ZM237 199V198H236ZM22 200V199H21ZM24 200V199H23ZM28 200V199H27ZM26 200V201H27ZM34 200V199H33ZM48 199L46 198L45 202ZM128 200V201H129ZM164 200V201H163ZM183 200V199H182ZM189 200V199H188ZM201 200V199H200ZM238 200V199H237ZM41 201V200H39ZM38 201V202H39ZM41 201V202H42ZM69 201V200H68ZM82 201V202H83ZM129 201V202H130ZM165 201V203H166ZM186 201V200H185ZM183 200V202H185ZM9 202V203H8ZM20 202V201H19ZM37 202V201H36ZM64 202V201H63ZM62 202V203H63ZM173 202V201H172ZM171 202V203H172ZM188 202V201H187ZM201 202V201H200ZM51 203V204H50ZM73 203V202H71ZM75 203V202H74ZM80 204V202H78ZM77 203V204H78ZM166 203V204H167ZM170 203V204H171ZM186 203V202H185ZM13 204V203H12ZM16 204V202L14 203ZM33 204V203H32ZM76 204V205H77ZM165 204V205H166ZM175 204V203H174ZM26 205V204H25ZM41 205V204H40ZM74 205V204H72ZM190 205V204H189ZM17 206V205H16ZM23 206V205H22ZM22 206H20L19 208H22ZM32 206V205H30ZM49 206V207H50ZM65 206V205H64ZM68 206V205H67ZM84 205H82L83 207ZM188 206V205H187ZM237 206H239V204L237 203ZM251 206V205H250ZM28 207V206H26ZM39 207V206H38ZM43 207V206H42ZM41 207V208H42ZM45 207V208H46ZM50 207V208H52ZM76 207V206H75ZM74 207V208H75ZM79 207V206H78ZM164 207V206H163ZM49 208V210H51ZM77 208V207H76ZM84 208V207H83ZM178 208V207H177ZM185 208V207H184ZM245 208V206H244ZM18 209V208H17ZM16 209V210H17ZM44 209V208H43ZM80 209V207H79ZM176 209V208H174ZM181 209V208H180ZM179 209V210H180ZM213 209V208H212ZM10 210V209H9ZM20 210V209H19ZM38 210V209H37ZM53 210V209H52ZM55 210V209H54ZM52 212H55V211ZM65 210V209H64ZM76 210V209H74ZM72 210V211H74ZM162 210V209H161ZM222 210V211H221ZM220 211V215H223V217H226V220H224V223L226 224L227 227H231L232 225L229 223H232V218H237L241 215L242 212H244L243 208H241V206H239L238 208H227V209H221ZM255 210V209H254ZM30 211L32 212V210L30 209ZM36 211V207L35 210ZM39 211V210H38ZM45 211V210H42ZM48 211V210H47ZM60 211V209L58 210V212ZM87 211V210H86ZM148 211V210H147ZM155 211V212H156ZM163 211V210H162ZM173 211V210H172ZM169 211L168 212H172ZM186 211V210H185ZM200 212V226H201V230L204 233L205 239L208 245L211 246V248L213 247L212 244L213 239H212V235L213 233V229L216 227L215 225H212L210 223H208V220L203 219L202 217H204V215H206V212L201 211L199 209ZM8 212L10 213V215L8 214ZM23 212V211H22ZM30 212V213H31ZM51 212V213H52ZM88 212V211H87ZM154 212V211H153ZM154 212V213H155ZM241 212V213H240ZM50 213V214H51ZM57 213V212H56ZM54 213V214H56ZM68 213V212H67ZM72 213V212H70ZM74 213V212H73ZM153 213V214H154ZM160 213V212H158ZM162 213V212H161ZM167 212H164V214H166ZM177 213V212H176ZM190 213V212H189ZM188 213V214H189ZM22 214V213H21ZM49 214V213H46ZM150 214V213H149ZM163 214V215H164ZM173 214V213H172ZM185 214V213H184ZM14 218V214L12 213ZM28 215V213L26 214ZM31 215V214H30ZM65 215V214H64ZM73 215V214H72ZM152 215V213L150 214V216ZM177 215V214H176ZM191 215V214H190ZM34 216V215H33ZM46 216V215H45ZM50 216V215H49ZM48 216V217H49ZM54 215L52 214V217ZM156 216V215H155ZM170 217H172L171 215H169ZM175 216V215H174ZM183 216V215H182ZM44 217V216H42ZM69 217V215H68ZM79 217V216H78ZM88 217V216H87ZM158 217V216H157ZM164 217L160 214V218ZM19 218V216H18ZM29 218V217H27ZM55 218V216H54ZM141 218H143L141 220ZM182 218V217H181ZM186 218V217H184ZM20 219V218H19ZM26 219V218H25ZM22 218L24 222V220ZM34 219V218H33ZM41 219V218H40ZM44 218H42V220L40 221L42 224V221ZM47 219V218H46ZM56 219V218H55ZM61 219V218H60ZM86 219V217H85ZM153 219V218H152ZM159 219V218H157ZM162 219V218H161ZM170 219V218H169ZM240 219V218H239ZM28 220V219H27ZM49 220V218H48ZM87 220V219H86ZM149 220H151L149 218ZM156 221V219H154ZM163 220V219H162ZM165 220V219H164ZM168 220V218L166 219ZM193 220V219H192ZM219 220V218H218ZM26 221V220H25ZM47 221V220H46ZM50 221V220H49ZM55 221V220H54ZM53 221V222H54ZM57 221V220H56ZM71 221V220H70ZM83 221V220H82ZM88 221H89V217H88ZM160 221V220H159ZM187 221V220H185ZM231 221V222H230ZM45 222V221H44ZM52 222V220H51ZM50 222V223H51ZM61 222V221H60ZM67 222V221H66ZM90 222V221H89ZM154 228L157 226L155 225V223L157 224V221L154 222ZM167 223V225H169L168 221H165ZM184 222V221H183ZM193 222V221H191ZM27 223V222H26ZM25 223V224H26ZM49 223V224H50ZM57 223V222H56ZM55 223V224H56ZM59 223V220H58ZM62 223V222H61ZM152 223V224H153ZM162 223V222H161ZM165 223V225H166ZM171 223V222H170ZM236 223V222H235ZM40 224V223H39ZM60 224V223H59ZM66 224V223H65ZM93 224V222H92ZM145 224V223H144ZM149 224V223H148ZM151 221H150V225ZM160 224V222H159ZM158 224V225H159ZM173 224V223H171ZM170 224V225H171ZM177 224V223H176ZM183 223L180 222L179 225L182 226ZM216 224V223H214ZM233 224V223H232ZM48 225V224H47ZM58 225V224H56ZM84 225L86 226L87 224L84 223ZM163 225V224H162ZM169 225V226H170ZM193 226V228L195 229V226L193 225V223L191 224ZM191 225H189L191 227ZM234 225H237L234 224ZM53 226V223L51 225V227ZM63 226V225H62ZM70 226V225H69ZM88 228L90 229V225H87ZM86 226V227H87ZM172 226V225H171ZM176 226V225H175ZM174 226V227H175ZM40 227V229H39ZM49 227V226H48ZM46 227V228H48ZM55 227V226H54ZM94 227V226H93ZM146 227V226H145ZM145 227H143V229H145ZM150 227V226H148ZM152 227V226H151ZM160 226H158L159 228ZM166 227V226H165ZM188 227V226H187ZM45 228V225H44ZM58 228V226H57ZM56 228V229H57ZM81 228V227H80ZM160 228H164L163 226H161ZM159 228V229H160ZM169 228V227H168ZM173 228V226H172ZM169 228V229H172ZM182 228V227H181ZM184 228V227H183ZM193 228H187L189 229H193ZM255 228V227H254ZM257 228V227H256ZM49 229V228H48ZM55 229V228H54ZM68 229V228H66ZM75 229V228H74ZM77 229V228H76ZM83 229V228H82ZM86 229V228H85ZM142 229V230H143ZM151 229V228H150ZM193 229V230H194ZM51 230V229H50ZM64 230V226L63 229ZM92 230V228H91ZM153 230V229H152ZM161 230V229H160ZM174 230V229H173ZM177 230V229H176ZM180 230V229H179ZM197 229H195L196 231ZM146 230L143 231V233ZM151 231V230H149ZM193 231V232H195ZM261 231V230H260ZM263 231V230H262ZM261 231V232H262ZM51 232V231H49ZM53 232V229H52ZM60 232V231H59ZM86 232V231H85ZM83 232V233H85ZM147 232V231H146ZM162 232V231H161ZM171 232V231H170ZM177 232V231H176ZM220 232V230H219ZM58 233V232H56ZM78 233V232H76ZM140 233V232H139ZM159 233V232H158ZM174 233V232H173ZM190 232H188L189 234ZM50 234V233H49ZM148 234V233H147ZM145 233V235H147ZM177 234V233H176ZM182 234V233H180ZM185 234V233H184ZM251 234V233H250ZM73 235V234H72ZM99 235V234H98ZM165 235V234H164ZM171 235V234H170ZM183 235V234H182ZM217 235V234H216ZM215 235V236H216ZM48 236V235H46ZM54 236V234L52 235ZM57 236V235H56ZM70 236V235H69ZM149 236V235H147ZM146 236V237H147ZM173 236V235H172ZM171 236V238H172ZM176 236V235H175ZM174 236V237H175ZM218 236V235H217ZM260 233H252L250 235V238L242 244H240V248L239 250L233 254V257H238L241 258L240 254L244 251H247L248 248L251 249V247H253L255 245V240L257 238H259ZM49 237V236H48ZM47 237V238H48ZM58 237V236H57ZM62 237V236H61ZM71 237V236H70ZM69 237V238H70ZM75 237V236H74ZM87 237V236H86ZM143 237V236H142ZM145 237V236H144ZM167 237V236H166ZM169 237V236H168ZM173 237V239H174ZM193 237V236H192ZM221 237V236H220ZM46 238V237H45ZM53 238V237H52ZM72 238V237H71ZM102 238V237H101ZM153 238V237H152ZM170 238V237H169ZM178 238V237H177ZM186 238V237H185ZM194 238V237H193ZM56 238H54L55 240ZM61 239V238H60ZM148 239V238H145ZM150 239V238H149ZM187 239V238H186ZM199 239L195 238V240ZM216 239V238H215ZM221 239V238H219ZM218 239V240H219ZM223 239V238H222ZM53 240V239H51ZM80 240V239H79ZM161 239H159L160 241ZM163 240V239H162ZM176 240V239H175ZM175 240H173L175 242ZM200 240V239H199ZM262 240V239H261ZM58 241V240H57ZM70 241V240H69ZM73 241V240H72ZM177 241V240H176ZM190 241V240H189ZM217 241V240H216ZM263 241V240H262ZM54 242V241H53ZM59 242H61L59 240ZM76 241H73V243H75ZM155 242V241H154ZM164 242V241H163ZM193 242V241H192ZM66 243V242H65ZM167 243V242H166ZM179 242H177L178 245ZM183 243V241H182ZM197 243V242H196ZM221 243V242H220ZM263 242H261L260 244H263ZM51 244V242L49 243ZM56 246V241L53 243ZM61 244V243H60ZM64 244V243H63ZM68 244V242H67ZM70 244H72L70 242ZM105 244V243H104ZM103 244V245H104ZM147 244V243H146ZM160 244V243H159ZM176 244V243H175ZM189 244H191V242H189ZM187 244V246L189 245ZM199 244V243H198ZM201 244V243H200ZM14 245V246H15ZM45 245V244H44ZM48 245V244H46ZM59 245V244H58ZM133 245V246H132ZM151 245V244H150ZM155 245V243L153 244V246ZM180 245V243H179ZM202 245V244H201ZM214 245V244H213ZM257 245V244H256ZM259 245V243H258ZM68 246V245H67ZM152 246V245H151ZM150 246V248H151ZM196 246V245H195ZM194 246V247H195ZM216 246V243H215ZM214 246V247H215ZM18 247V249H19ZM57 247V246H56ZM61 247V246H60ZM79 247V246H78ZM142 247V248H141ZM155 247V246H154ZM168 249V246H166ZM182 247V245H181ZM219 247V246H218ZM258 247V246H257ZM58 248V247H57ZM63 248V246H62ZM61 248V249H62ZM66 248V247H65ZM165 248V247H164ZM216 248V247H215ZM40 249V248H39ZM55 249V247H54ZM114 249V248H113ZM180 249V248H179ZM42 250V249H41ZM58 250V249H57ZM123 250V249H122ZM144 250H146V248H144ZM157 250V249H155ZM160 250V248H159ZM158 250V251H159ZM166 250V248H165ZM176 250V249H175ZM174 250V251H175ZM214 250V249H213ZM217 250V249H216ZM236 250V249H235ZM54 251V250H53ZM60 251V249H59ZM130 251V250H129ZM151 251V249H150ZM201 251V250H198ZM40 252V253H39ZM52 252V251H51ZM63 253L65 252V249L63 248ZM81 252V251H80ZM119 252V251H118ZM168 252V250H167ZM183 251H181V254ZM203 252V251H202ZM55 253V251H54ZM52 252V254H54ZM130 252H128L126 255H128ZM169 253V252H168ZM190 253V252H189ZM197 253V252H195ZM193 253V254H195ZM246 253V252H245ZM3 254V253H2ZM51 256L49 257L48 262L49 263H45V264H57L56 260V256ZM170 254V253H169ZM177 254V253H176ZM180 254V253H179ZM178 254V255H179ZM206 254V253H205ZM79 255V254H77ZM81 255V254H80ZM125 255V256H126ZM131 253L128 255L130 257ZM157 255V254H156ZM188 255V254H187ZM247 255V254H246ZM46 256V255H45ZM64 256V255H62ZM113 256V255H112ZM132 256V255H131ZM135 256V255H134ZM191 257V253L190 255H188ZM203 256V255H202ZM205 256V255H204ZM121 257V256H120ZM151 257V256H150ZM157 257H159L157 255ZM190 257L189 260L190 261ZM229 257V256H228ZM244 257V254L243 256ZM1 258V257H0ZM20 259H22V256L19 257ZM42 258V259H41ZM59 258V257H57ZM149 258V257H148ZM196 258V257H195ZM231 258V257H229ZM41 259V260H39ZM134 259V257H133ZM151 259V258H150ZM235 259V258H234ZM152 260V259H151ZM184 262V259H182ZM205 260V259H203ZM238 260V258H237ZM60 261V259H59ZM154 261V260H152ZM151 261V262H152ZM166 262H168L165 259ZM199 261V260H198ZM25 262V261H24ZM28 262V261H27ZM46 262V261H45ZM181 262V263H182ZM236 262V261H235ZM155 263V262H153ZM189 263V262H188ZM225 263V262H224ZM148 264V262H147ZM158 264V263H157Z\"/></svg>",
	"mask_w": 264,
	"mask_h": 264
},
{
	"label": "built area",
	"instance_id": "3",
	"mask_svg": "<svg viewBox=\"0 0 264 264\" xmlns=\"http://www.w3.org/2000/svg\"><path fill=\"white\" fill-rule=\"evenodd\" d=\"M183 8L192 20L199 15L195 6ZM96 34L95 22L77 0H17V14L0 24V115ZM237 67L242 73L248 68L247 63ZM235 264H264V243Z\"/></svg>",
	"mask_w": 264,
	"mask_h": 264
},
{
	"label": "crops",
	"instance_id": "4",
	"mask_svg": "<svg viewBox=\"0 0 264 264\" xmlns=\"http://www.w3.org/2000/svg\"><path fill=\"white\" fill-rule=\"evenodd\" d=\"M184 3L199 11L195 20ZM136 6L143 12L150 41L160 49H181L200 70L226 68L244 56L264 82V0H136ZM190 43L195 46L187 52ZM220 256L226 262L225 255Z\"/></svg>",
	"mask_w": 264,
	"mask_h": 264
}]
</instances>
